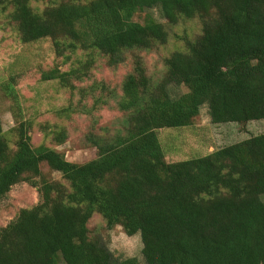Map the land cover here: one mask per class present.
<instances>
[{"label": "trees", "instance_id": "16d2710c", "mask_svg": "<svg viewBox=\"0 0 264 264\" xmlns=\"http://www.w3.org/2000/svg\"><path fill=\"white\" fill-rule=\"evenodd\" d=\"M156 8L164 23L133 20ZM3 17L21 44L50 41L67 69L55 65L41 81L70 95L107 103L103 82L82 86L98 58L132 68L121 126H92L85 142L96 155L82 164L33 145L15 84L4 83L15 126L4 134L0 119V199L24 183L40 202L0 228V264H140L110 253L89 228L95 215L106 231L139 234L144 264H264V134L171 163L158 136L194 125L204 106L214 125L264 120V0H0ZM181 21L200 30L180 37L154 82L141 53L168 45ZM171 86L187 92L172 97ZM51 132L55 145L67 141L65 129Z\"/></svg>", "mask_w": 264, "mask_h": 264}, {"label": "rangeland", "instance_id": "374dc122", "mask_svg": "<svg viewBox=\"0 0 264 264\" xmlns=\"http://www.w3.org/2000/svg\"><path fill=\"white\" fill-rule=\"evenodd\" d=\"M47 5V2L33 3L38 10ZM146 14L152 15L157 22L164 23L157 8L137 14L133 20L142 23ZM199 30L197 21H181L178 26L169 28L171 37L168 45L154 52L141 53L147 73L154 82L163 74L165 58L171 52L181 49L180 37L198 34ZM55 65L61 71L67 69L61 66L60 60L55 57L50 41L21 44L5 18L0 20V119L4 134L15 126L9 111L10 103L2 92L4 83L12 81L19 94L24 119L33 125L30 133L33 145L45 144L56 149L71 163H86L96 155V150L85 142V135L91 131V127L93 126V132L100 134L103 128L113 131L121 126L123 114L118 110L117 102L121 95L122 82L131 72L132 64L128 59L124 64L109 68L105 59H97L90 80L82 86L88 87L93 82H103L107 89L104 92V99L107 100L105 104L95 103L93 96L78 91L70 95L62 90L56 81H41V72L48 71ZM170 92L172 97H178L187 90L183 86H171ZM57 129H65L67 133V141L60 146L55 145L51 139V131ZM262 134L264 120L250 121L243 125H214L210 122L205 106L201 108L200 116L194 125L158 132L160 144L169 163L201 157L221 147ZM51 178L58 181L59 175L54 173ZM39 202L37 188L24 183L12 187L11 191L0 199V228L9 224L19 210L31 208ZM89 228L102 239L115 258H135L140 264H144L139 234L127 237L120 227L106 231L105 223L98 215L92 217ZM58 264L64 263L60 260Z\"/></svg>", "mask_w": 264, "mask_h": 264}]
</instances>
